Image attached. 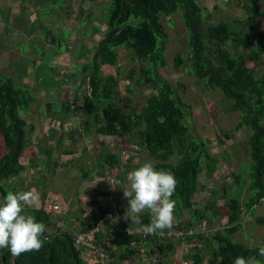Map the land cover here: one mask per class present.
Masks as SVG:
<instances>
[{
	"label": "trees",
	"instance_id": "trees-1",
	"mask_svg": "<svg viewBox=\"0 0 264 264\" xmlns=\"http://www.w3.org/2000/svg\"><path fill=\"white\" fill-rule=\"evenodd\" d=\"M256 1H245L243 8L247 16L244 19L213 22L207 8L195 0H110L109 7L100 11V18L105 21L106 29L98 42L93 38L97 29L82 37L89 42L87 45L72 41L69 37L65 40L66 53L71 52L72 63L79 65L77 72L66 57L61 58V63L69 70V76L55 81L53 78L56 63L42 64L40 73L36 70L37 75L44 76L39 85L45 87V90L48 87L56 89L65 86V83L78 76L84 86L81 98L78 100L75 95L79 87H74L72 96L68 101L61 102V107L72 114H83L82 129L85 135L94 132L103 138H129L155 168L170 170L174 174L177 180L172 197L175 200L174 218L181 219L184 211L191 213L188 225L181 223L174 226V229L193 232V227L201 226L204 222L210 224L223 215L214 200L204 207L194 201V196L200 191V175L205 170L206 176L211 177L217 171L219 161L211 153L209 141L199 140L192 135L189 125L193 121L191 105L178 96L160 73L166 66L165 53L168 44L167 33L161 20L181 11L183 25L188 32L189 53L186 55L182 52L174 56V70L179 71L189 64L191 75L203 81L208 89L219 90L231 102L232 113L241 114L236 129L247 127L251 130L248 141L251 163L248 186L250 194L243 200L239 197L229 198L226 204L227 212L223 216L227 217V225L222 231L215 232L213 236L207 233L202 236L194 232L188 237L191 252H183L186 263L204 264L208 259L207 264H232L231 258L239 254L246 257L255 255L260 264H264V258H260L257 251L260 246H264V238L260 245L250 247L234 242L235 235L243 225L242 216H255V224L262 226L264 230V213L257 215L255 211L257 205L264 203V72L256 76L254 70L249 67V64L261 62L264 56V31L256 30L255 35L248 31L255 27L257 18L264 16V12L254 7L253 3ZM76 2L78 8L75 18L78 22L84 23L85 20L89 21L96 16V13L92 14V9H81L79 4L82 5L83 0ZM69 6L67 5L66 9ZM206 12L207 16H204ZM63 15L68 17L69 11L63 12ZM2 21L0 17V22ZM87 25L89 24L84 25V28ZM33 30L34 28L26 30L29 41ZM44 35L47 43L56 44L57 51L64 45L55 43L58 40L53 37L51 31H44ZM228 46H231V51L226 49ZM35 48L38 53L44 55ZM121 51H125L129 62L137 66V69L132 67L126 76L129 83L139 89L146 87L152 90L150 95L144 97L139 109L131 105L130 97H117L121 88L119 74L108 75L104 71L105 66L116 67L119 64ZM56 58L59 60L57 53L55 61ZM21 71L22 74L26 73L23 66ZM136 72L138 77L134 79ZM27 86H18L13 76L0 71V196L9 192L3 185L4 182H12L10 191L15 192L14 180L27 170L22 158L29 145L28 133L35 132V127L31 125L28 128L26 119L22 118L19 112H31L33 104L36 103L35 111L40 117L43 116L37 110V96ZM64 90L67 94L70 89ZM126 91H130V88L126 87ZM220 144L223 145V142L220 141ZM74 164L84 179L89 178L90 173H98L101 176L118 174L125 183L126 173L131 168L128 163H123L122 158L110 152H101L98 162L94 167L90 166L89 171L85 172L79 162ZM100 175L97 176L101 177ZM94 177L95 175L91 178ZM234 177L235 184H238L241 176ZM108 182L107 180L106 184ZM229 188V185L224 187L222 197H227ZM77 190L81 191L79 186ZM104 194L101 189L95 192L93 200H87L93 209L92 213L94 210L102 215L107 212L115 213L116 210L121 212L112 199H108L109 205L105 201L107 199H98ZM52 198V195H48L42 206H25L23 209L24 214H30L37 221L44 223L46 239L42 247L37 251L21 253L17 257L11 256L7 249H0V264H87L82 258L83 250L78 249L74 241L75 234L85 231L87 224L76 218L80 222L78 232L72 231L70 226L66 229L70 232L62 230L61 224L64 223L67 211L62 207L63 214L54 216L48 210ZM149 219L148 210L139 216L141 224L149 223ZM126 225L128 224H124ZM64 226L66 227V224ZM129 226L139 224L136 221ZM114 238L115 241H122L120 246L123 251L118 258L112 257L114 263L111 264L130 261L134 252L128 249L127 242L121 235ZM177 246L180 245L153 240L148 242L149 249L145 256L155 259L154 264H164L176 251L181 252Z\"/></svg>",
	"mask_w": 264,
	"mask_h": 264
},
{
	"label": "rangeland",
	"instance_id": "rangeland-1",
	"mask_svg": "<svg viewBox=\"0 0 264 264\" xmlns=\"http://www.w3.org/2000/svg\"><path fill=\"white\" fill-rule=\"evenodd\" d=\"M4 1L7 2L5 5L10 4L16 11H18V9L25 10L22 15L17 18L13 16L9 17L10 22L13 20V26L8 23V20L0 24V28L3 30V32L0 33V45H7V50L0 48V54H4L5 51H7V53H9V51L13 52V56L9 59L8 64H0V71L5 75L13 76L18 86L25 88V85H28L27 87L37 96V110L43 115L40 117L38 112L35 111L36 103L33 104L31 112H19L20 116L26 119L28 128L34 125L35 132L28 133L29 145L25 151L24 158H22V162L27 170L14 180L16 191L32 190L37 194L38 199L36 201L31 205H25L31 208L42 206L46 196L52 195V200L58 205L60 204L61 208L65 207V211H67L66 217L63 219L64 223L61 224V229L70 232L66 230V227L68 229L70 226V229H72L74 223L73 219L69 218L70 215H68V213L78 215V213L81 212L82 216L80 219L87 225H91L96 220L92 213L93 209L90 208V203L89 201L86 202V200H93L95 198V192L102 189L105 194L104 196L101 195V197L107 199L105 201L108 205L110 204L108 199H112L114 205L116 204L120 207L121 212L118 213L116 210L115 217H121L123 223L121 225H133L137 221V216H140V214H132L127 211V198L123 196L122 192L126 183L120 179L118 174L101 176L97 173V175L101 176V182L97 187L95 186L96 183H91L92 180L89 181L90 179L86 177V182L91 184H86V187L89 188H87V191L82 192L77 190V188L80 183L79 180L85 182V179L82 175L80 176L76 167L72 168L70 166L74 162L78 164L79 160H81V162H79L80 167H82L85 172L89 171L90 166H84L89 163L86 160L87 154L91 153L93 163H96L98 162V157L101 156V152H110L122 158L123 163H128L131 166L129 171L145 161L150 160H148L146 155L135 146L132 140L129 141V138H103L95 135L94 132L91 135H85L82 129L83 114L81 112L80 114H72L71 112L64 111L61 107V102L68 101L72 96L74 87H79L75 95L78 96V100L81 98L84 89L81 80L77 78L78 76H75V79L65 83V86L62 85L60 88L57 87L56 89L48 87L45 90V87L39 85L44 76H37L35 72L37 65H33V63L37 61L45 63L44 65L49 62L51 63L53 59L52 56L57 53V50L54 51L56 44L52 46L49 42H46L44 31L45 33L46 31L52 32L53 37L58 40L55 43L60 42L64 44L61 45L59 52L64 56H68L72 62L73 54L71 52L66 53L67 48L65 46V40L69 37V39L79 41V35H81V33L76 32L74 28L75 25L72 23L73 20L76 19V6L74 2H70V6L67 8L69 16L66 17L63 15V12H66V4H63L60 0H18L22 3L21 5H19L16 0H0V5H2ZM109 1L110 0H96L93 2L90 0H83V2H81L82 5L79 4L83 11L92 9V13H96V16L91 20V24L89 23V25L86 26L90 28L85 30L86 28L83 26L84 30H82L85 31V33H90L93 27H95V29H97L93 37L95 42L100 40L106 29L105 21L100 18L102 15L100 11H105L109 7ZM195 1L207 8L213 22L244 19L247 16V12L243 8V5L245 1L247 2L248 0H237L234 2L230 0ZM253 4L260 12H264V0H257ZM94 9L95 12H93ZM3 14L6 17L9 16V12H4ZM205 15L207 16V12L204 16ZM181 16V11H178V13L173 16L162 18L161 20L167 33L168 44L165 53L166 66L160 70V73L175 89L178 96H181L184 101L191 105V117L193 121L190 122L189 125L192 135L199 140L209 141L211 143L210 151L219 161L217 171H215L211 177L206 176L205 170L200 175V191L194 196V201L200 207H204L210 201L214 200L217 203L219 211L225 216L227 212L226 204L229 198L239 197L243 200L250 194L248 186L250 183L251 163L248 156V141L251 136V130L247 127L240 130L236 129L241 119V114L232 113L230 109L231 102L219 90L208 89L204 86L203 81L191 75L189 64L183 66L179 71L174 70V56L177 53L183 52L186 55L189 53L188 32L183 25ZM30 19L32 21L28 22ZM15 23L16 25L14 26ZM24 25L26 30L27 28L28 30L34 28L32 37H30L31 41H28L27 44L25 42L29 37L27 31L22 30ZM78 26L79 25H77V27ZM256 30L264 31V16L257 18L255 27L248 31H250L252 35H255ZM43 37L45 42L43 41ZM5 41L7 44L4 43ZM18 43L21 44L14 48V45ZM84 44L87 45L89 42H85ZM35 47L44 55L38 53ZM226 49L232 50L231 46L226 47ZM76 54L77 53H75V56ZM15 56L17 59H15ZM40 56L41 59L38 60ZM119 57V64L116 67H104L105 74H119L121 88L117 97L120 99L130 97L131 105L139 109L143 104L144 97L150 95L152 90H148L146 87L139 89L134 84L129 83L126 76L129 74L132 67L137 69V66L129 62L125 51H121ZM54 61L55 59L52 62ZM61 65L62 64H60V66ZM20 66H23L26 72L25 74H22ZM78 67V64L72 65V68H74L76 72L78 71ZM249 67L254 70L256 76H260L264 72V56L261 62L249 64ZM55 68L56 78H53L54 80L57 81L64 76H69L65 67L60 69L59 66L56 65ZM28 73L29 75H27ZM137 77L138 73L136 72L133 78L136 79ZM126 87H129L130 91H126ZM64 89L70 90L65 94ZM52 96H54V100ZM189 120L190 119H188V121ZM262 124L264 125V121ZM60 136L61 138L59 139ZM220 141L223 142V145L220 144ZM66 154L67 159L64 163L60 158ZM93 174L94 173H90V176L92 177ZM237 175H240L241 179L238 184H235L234 176ZM116 178H119V180ZM107 180L109 182L106 184ZM3 185L10 191L12 182H4ZM226 185H229L230 188L228 189L227 197L224 198L222 194ZM84 195H86L85 198ZM102 198L98 199L100 200ZM89 208L91 212H89ZM113 209L115 210V208ZM255 211L257 215L264 212V203L257 205ZM53 215L56 216V214ZM223 216L215 219L210 224L204 222L201 226L193 227V232H197L198 235L202 236H205L206 233L213 236L215 232L222 231L227 225V217ZM190 219L191 213L189 211H184L181 219L177 220V218H174L172 229H174V226L181 223L188 225ZM241 220L243 225L240 226L239 231L235 235L234 242L243 243L249 247L250 245H260L264 238V230L262 226H257L255 224V216L254 218L252 216L250 218L249 215L242 216ZM64 224H66V227H63ZM79 229L80 224L78 225V230ZM188 243L187 238L179 244L180 246L177 247L181 249V252L176 251L169 260L164 261V264H191V262H184L183 256V252L187 254L191 252V247ZM100 247L110 258H118L123 251L122 247L116 248L115 238L111 237L100 240ZM148 249L149 248L146 249V252H148ZM94 256L95 253L92 255L87 254L86 256L84 254L82 257H84L87 264H93V262L94 264H102L96 261ZM207 260L208 259L205 260L204 264H207ZM148 262L154 263L156 261L152 259ZM136 263L137 260L133 258L132 261H126L122 264Z\"/></svg>",
	"mask_w": 264,
	"mask_h": 264
},
{
	"label": "clouds",
	"instance_id": "clouds-1",
	"mask_svg": "<svg viewBox=\"0 0 264 264\" xmlns=\"http://www.w3.org/2000/svg\"><path fill=\"white\" fill-rule=\"evenodd\" d=\"M176 184L170 170L157 169L151 161L126 173V186L122 192L127 198V211L141 214L147 209L150 213L147 224H141L137 216L138 231L151 235L172 227L175 207L172 197ZM37 199L32 190L9 191L0 196V249H7L13 257L39 250L46 239L44 223L23 212L25 205H31ZM257 251L259 257L264 258V246ZM231 259L232 264H260L255 255L238 254Z\"/></svg>",
	"mask_w": 264,
	"mask_h": 264
},
{
	"label": "built area",
	"instance_id": "built-area-1",
	"mask_svg": "<svg viewBox=\"0 0 264 264\" xmlns=\"http://www.w3.org/2000/svg\"><path fill=\"white\" fill-rule=\"evenodd\" d=\"M60 206V204L58 205L51 199L48 204V210L53 214L62 215L64 210ZM93 214L96 220L91 225H87V229L75 237V245L87 254L92 255L95 253V260L102 264L114 263V259L110 258L100 247V240L103 236L114 238L117 235H121L127 242L128 249L134 252L130 261L135 258L137 263L139 262L140 264H154L155 262H148L153 258L145 256L148 242L154 240L155 242H171L179 245L194 234L192 231L177 230L171 227L146 235L143 231L137 230L139 226L121 225L114 212H107L102 215L99 211L94 210Z\"/></svg>",
	"mask_w": 264,
	"mask_h": 264
},
{
	"label": "crops",
	"instance_id": "crops-1",
	"mask_svg": "<svg viewBox=\"0 0 264 264\" xmlns=\"http://www.w3.org/2000/svg\"><path fill=\"white\" fill-rule=\"evenodd\" d=\"M17 1V3L19 4V5H21L22 3L21 2H19L18 0H16ZM61 2H63V4L65 3L66 4V7H67V5H70V2H74V5L76 6L75 7V15H76V12H77V8H78V6H77V0H69V2H68V0H60ZM231 2H234V1H237V0H230ZM25 2V1H24ZM67 2H68V4H67ZM5 3H7V2H5L4 1V3L2 4V5H0V17H1V20L3 19V21L2 22H0V24H2V23H5V22H7V20H8V23H10L12 26H13V20H12V22H10L9 21V17H14V18H17V17H19L20 15H22V13L24 12V10L25 9H18V11H16V9L15 8H12L11 7V5L10 4H7V5H5ZM66 11H68L67 9H66ZM4 12H9V16L8 17H6V16H4ZM93 14V13H92ZM34 18V17H33ZM94 18V17H93ZM93 18H91L89 21H87V20H85L84 21V23L82 22H78L76 19H74L73 20V25H75V29H76V32L77 33H81V35H79L80 36V40L79 41H77V40H72V39H70V40H72V41H75V42H83V43H85V42H87L86 40H84L82 37L84 36V35H87V33H85V31H82V30H84L83 29V26L84 25H86V24H91V20L93 19ZM32 20L30 19V21L28 20V22H31ZM16 25V23L14 24V26ZM77 25H79L78 27H77ZM90 27H86V29L85 30H87V29H89ZM93 29H95V27H93ZM22 30L23 31H26V29H25V25L23 26V28H22ZM3 32V30L0 28V33H2ZM27 41L25 42L26 44L28 43V41H29V38H27L26 39ZM2 41V40H1ZM5 44H7V42L5 41L4 42ZM21 43H18V44H15L14 45V48H16V47H18V45H20ZM23 46H25V45H23ZM52 46H55V45H52ZM6 47H7V45H0V48H3V50H7L6 49ZM22 47V46H21ZM54 51H56V48H54ZM13 52L12 51H9V53H7V51H5V53L4 54H0V64H8V61H9V59L10 58H12V56H13V54H12ZM53 54V53H52ZM57 55L59 56V60H58V58H56V61H54V62H52L54 59H55V55H53L52 57H53V59H52V61H51V63L52 64H55L56 63V65H58L59 66V68L60 69H62V66H63V64L61 63V58H63V57H66L67 58V60L69 61L70 59H69V57H67V56H64V55H62L59 51H57ZM20 57V56H19ZM15 59H17V57L15 56ZM38 60H39V58H38ZM58 63V64H57ZM70 63L71 64H74V63H72L71 61H70ZM34 65H37V67L35 68V72H36V70H38V73H40V71H41V69H40V66H42V64H45V63H40V61H37V62H35V63H33ZM60 64H62L61 66H60ZM56 65H55V67H56ZM54 67V78H56L55 77V75H56V68ZM66 72L69 74V70H66ZM37 75V74H36ZM39 75H41V74H38L37 76H39ZM56 81V80H55ZM25 85V84H24ZM50 88H53V87H50ZM60 88V87H59ZM49 97V96H48ZM52 98H53V100H54V96H52ZM67 154L66 155H64V156H62L60 159L65 163V160L67 159ZM86 160H87V162H89V163H87V164H85L84 166H91V167H94L95 166V163H93V160H92V154L91 153H89V154H87V157H86ZM79 162H81V160H79ZM74 163H77V162H74ZM72 164L70 167H72V168H74V167H76V165L75 164ZM93 175H95V177L97 178V175L94 173ZM92 175V176H93ZM102 178H104V177H102ZM87 179H90L89 181H91L92 180V182L91 183H96L97 184V182H98V179H96L95 181L93 180V178H91L90 176H89V178H87ZM79 187H80V190L83 192V191H86L87 189L86 188H89V187H86V184H91V183H89V182H86V178H85V182L84 181H81V180H79ZM96 186V185H95ZM86 197V195H84V198ZM99 198H102V197H99ZM87 200H89V199H87ZM86 200V201H87ZM69 205V204H68ZM65 208V207H64ZM66 208H67V205H66ZM264 212H261V214H263ZM83 214V213H82ZM70 216H69V218H71V219H73V227H72V231H75V232H78L79 230H78V225L80 224V222H79V220L78 219H76V218H81V212L80 213H78V215L77 214H69ZM260 215V214H259ZM84 217V216H83ZM70 219V220H71ZM117 220H118V222L120 223V224H123L122 223V219H121V217H119V218H117ZM129 226V225H128ZM65 227V226H64ZM66 229H67V227H66ZM76 234H78V233H76ZM120 236V235H119ZM105 237V238H104ZM103 238L104 239H106V236H103ZM104 239H101V240H104ZM121 240H118V241H115V244H116V248L118 249L119 247H121L120 246V244H121Z\"/></svg>",
	"mask_w": 264,
	"mask_h": 264
},
{
	"label": "bare ground",
	"instance_id": "bare-ground-1",
	"mask_svg": "<svg viewBox=\"0 0 264 264\" xmlns=\"http://www.w3.org/2000/svg\"><path fill=\"white\" fill-rule=\"evenodd\" d=\"M101 177H98L97 176V178L96 177H94V181L96 180V179H98V182H97V184H96V186H98L99 185V183L101 182V179H100ZM78 234H75V237L77 236ZM74 241H75V239H74ZM79 249V248H78ZM80 250H82V249H80ZM84 254H85V256L87 255V253L86 252H84V251H82V256H84ZM83 259H84V257H82ZM90 258V257H89ZM84 261H86L85 259H84ZM87 263V262H86ZM92 263V262H91Z\"/></svg>",
	"mask_w": 264,
	"mask_h": 264
}]
</instances>
